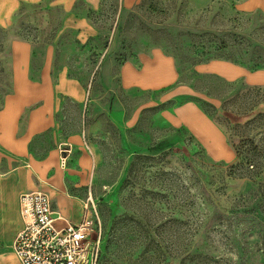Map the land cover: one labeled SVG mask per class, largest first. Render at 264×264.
Instances as JSON below:
<instances>
[{"label":"rangeland","instance_id":"rangeland-1","mask_svg":"<svg viewBox=\"0 0 264 264\" xmlns=\"http://www.w3.org/2000/svg\"><path fill=\"white\" fill-rule=\"evenodd\" d=\"M237 1L140 0L122 8L104 0L88 15L96 37L82 45L64 35L71 74L109 80L88 119L99 160L91 192L100 264H264V85L194 69L199 60L247 62L253 45H264V12L240 10ZM60 16L46 3H22L12 25H0V97L11 89V42L40 31L43 39L33 41L54 42ZM222 41L228 46L219 50ZM154 48L175 58L180 82L194 90L175 104L196 102L226 133L233 161L212 159L186 128L169 124L163 91L120 87V64ZM70 118L80 115L73 109Z\"/></svg>","mask_w":264,"mask_h":264},{"label":"crops","instance_id":"crops-1","mask_svg":"<svg viewBox=\"0 0 264 264\" xmlns=\"http://www.w3.org/2000/svg\"><path fill=\"white\" fill-rule=\"evenodd\" d=\"M139 1L120 0V5L131 8ZM22 3H46L59 9L61 16L51 35L54 42L33 41L43 39L40 31L36 38H16L10 45L11 89L0 97V264H22L13 249V240L23 227L22 193L47 192L61 216L56 221L59 227L66 222L79 223L92 214L86 201L92 196L99 160L88 138L95 124L88 119H94L101 102L97 89L109 84V80L94 81L91 75H72L67 56L72 44L64 43L66 34H73L72 42L82 45L99 34L88 15L99 10L104 0H0V25H12ZM236 6L264 12V0H238ZM194 69L227 81L264 85V68L253 69L224 58L198 62ZM117 78L125 91H163L159 105L169 124L186 128L212 159L236 158L226 133L196 102L175 104L194 90L180 82L171 54L160 48L139 54L120 64ZM73 109L80 115L75 122L70 118ZM132 118L135 124L137 114Z\"/></svg>","mask_w":264,"mask_h":264},{"label":"built area","instance_id":"built-area-1","mask_svg":"<svg viewBox=\"0 0 264 264\" xmlns=\"http://www.w3.org/2000/svg\"><path fill=\"white\" fill-rule=\"evenodd\" d=\"M62 165H66V155ZM86 206L91 212L95 209L91 195ZM20 212L23 227L13 240V249L22 264H99L101 226L96 225L93 212L79 223L66 222L59 227L56 221L61 216L50 195L40 189L21 194Z\"/></svg>","mask_w":264,"mask_h":264},{"label":"trees","instance_id":"trees-1","mask_svg":"<svg viewBox=\"0 0 264 264\" xmlns=\"http://www.w3.org/2000/svg\"><path fill=\"white\" fill-rule=\"evenodd\" d=\"M258 29L260 31H262L264 29V24H261L258 27ZM223 40H225V39H223ZM222 42H223L222 46H220V45L218 46L219 50H221L222 48H227L226 46H228L227 43L225 44L224 41H222ZM255 53L258 54L256 57H255ZM225 59H228V58H225ZM243 59H242V57H239L238 59H231V61L247 65L253 69L263 68L264 67V45L254 44L253 50H252V58L249 60H246L247 62L243 61ZM202 61H205V60H202ZM198 62H201V61L199 60ZM137 158H140V156H138ZM132 168H133V165H132ZM99 264H100V261H99Z\"/></svg>","mask_w":264,"mask_h":264}]
</instances>
